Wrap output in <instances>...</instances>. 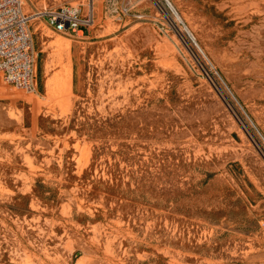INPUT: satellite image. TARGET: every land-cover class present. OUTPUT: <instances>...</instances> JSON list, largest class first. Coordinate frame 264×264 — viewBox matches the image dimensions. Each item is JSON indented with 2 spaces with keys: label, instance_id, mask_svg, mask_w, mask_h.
<instances>
[{
  "label": "rangeland",
  "instance_id": "374dc122",
  "mask_svg": "<svg viewBox=\"0 0 264 264\" xmlns=\"http://www.w3.org/2000/svg\"><path fill=\"white\" fill-rule=\"evenodd\" d=\"M168 1L191 36L165 0H101L79 36L39 14L87 0H22L0 264H264V0Z\"/></svg>",
  "mask_w": 264,
  "mask_h": 264
},
{
  "label": "built area",
  "instance_id": "2783aa9c",
  "mask_svg": "<svg viewBox=\"0 0 264 264\" xmlns=\"http://www.w3.org/2000/svg\"><path fill=\"white\" fill-rule=\"evenodd\" d=\"M101 0L44 10L39 16L57 33L79 36L94 24L95 6ZM0 73L6 83L32 91L35 88L36 59L31 17L22 0H0Z\"/></svg>",
  "mask_w": 264,
  "mask_h": 264
},
{
  "label": "bare ground",
  "instance_id": "6f19581e",
  "mask_svg": "<svg viewBox=\"0 0 264 264\" xmlns=\"http://www.w3.org/2000/svg\"><path fill=\"white\" fill-rule=\"evenodd\" d=\"M168 1V0H167ZM169 2V1H168ZM169 8L172 10V12L174 13L175 17L179 20V21H182V19L180 18L179 14L176 12V10L173 8L172 4L169 2ZM183 22V21H182ZM183 27H184V30L190 34L191 31L189 30V28L186 26V24H184L183 22ZM57 48L61 49V48H64L66 45V43L62 40H56L54 43H53Z\"/></svg>",
  "mask_w": 264,
  "mask_h": 264
},
{
  "label": "trees",
  "instance_id": "16d2710c",
  "mask_svg": "<svg viewBox=\"0 0 264 264\" xmlns=\"http://www.w3.org/2000/svg\"><path fill=\"white\" fill-rule=\"evenodd\" d=\"M95 130L96 131H99L100 129L99 128H95ZM54 131V130H53ZM35 194L37 195V196H41V197H43V199H47L46 197H44V194H42V192H40L39 190H36L35 189Z\"/></svg>",
  "mask_w": 264,
  "mask_h": 264
},
{
  "label": "water",
  "instance_id": "95a60500",
  "mask_svg": "<svg viewBox=\"0 0 264 264\" xmlns=\"http://www.w3.org/2000/svg\"><path fill=\"white\" fill-rule=\"evenodd\" d=\"M165 1H166L167 5L170 6V5H169V2H168L167 0H165ZM187 34H188L189 36H191L190 33L187 32Z\"/></svg>",
  "mask_w": 264,
  "mask_h": 264
},
{
  "label": "crops",
  "instance_id": "0c3cea01",
  "mask_svg": "<svg viewBox=\"0 0 264 264\" xmlns=\"http://www.w3.org/2000/svg\"><path fill=\"white\" fill-rule=\"evenodd\" d=\"M83 33H84V31H83Z\"/></svg>",
  "mask_w": 264,
  "mask_h": 264
}]
</instances>
